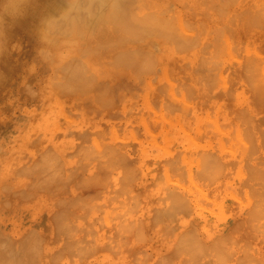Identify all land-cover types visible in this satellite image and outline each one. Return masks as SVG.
<instances>
[{
  "label": "rangeland",
  "instance_id": "obj_1",
  "mask_svg": "<svg viewBox=\"0 0 264 264\" xmlns=\"http://www.w3.org/2000/svg\"><path fill=\"white\" fill-rule=\"evenodd\" d=\"M36 1L0 0V264H264V0H114L102 30L65 0L31 34Z\"/></svg>",
  "mask_w": 264,
  "mask_h": 264
},
{
  "label": "bare ground",
  "instance_id": "obj_2",
  "mask_svg": "<svg viewBox=\"0 0 264 264\" xmlns=\"http://www.w3.org/2000/svg\"><path fill=\"white\" fill-rule=\"evenodd\" d=\"M28 1H29V0H28ZM42 1H43V0H42ZM47 1H49V2L47 3ZM67 1H68V0H67ZM90 1H91V0H90ZM116 1H118V0H116ZM131 1H132V0H131ZM30 2H32V1H30ZM33 2H34V1H33ZM36 2H37V1H36ZM36 2H35V3H36ZM39 2H40V0H39ZM39 2H37V3H39ZM64 2H65V0H45V1L41 2L42 5H43L42 11H39V9L37 10V7L34 6V8H36V10L39 11V12L37 13L38 16H37V15L34 16V15L32 14L31 18H30V16H29V18H26L23 22L21 21V22H22L21 24H22V25H26V26H27L26 29H27L31 34H35V33H36V30H37V28H38V25H36V22L39 21L40 18H41V19L43 18L44 20L47 21V20H48V19H47V15L50 14V13H48V12L55 11V10H56L57 8H59L60 5H62ZM82 2H83V1H82ZM92 2H93V1H92ZM120 2H121V1H120ZM124 2H126V1H124ZM132 2H133V1H132ZM24 3H25V2H24ZM41 3H40V5H41ZM46 3H47V4H46ZM74 3H76V2H74ZM98 3H99V5L102 6V7H100L101 9H99V13H98L97 15L95 14L97 17L94 16V18L96 17L94 23L96 24V26H97L100 30H102L101 28L105 25V23L108 22L109 20H110V23H111V19H113V16H114V18L117 17V16L120 14L121 10L118 11L117 9H120V8H118L117 6H116L117 9H116V7H113L114 5H112V4L114 3V0H98ZM14 4H16V2H12L11 5H14ZM80 4H81V3L79 2V7L81 6ZM94 4H95V3H94ZM120 4H121V3H120ZM26 5H27V4H26ZM26 5H25V6H26ZM36 5H37V4H36ZM83 5H84V4H83ZM110 5H112L113 8H111V7L109 8ZM134 5H135V4H134ZM72 6H74V5H72ZM86 6H87V5H86ZM145 6H146V5H145ZM19 7H20V6H19ZM92 7H94L93 4H92ZM97 7H98V6H97V4H96V8H97ZM136 7H137V6H136ZM21 8H22V7H21ZM27 8H28V7H27ZM34 8H33V9H34ZM72 8H73V7H72ZM76 8H77V7H76ZM106 8H109V9H106ZM146 8H148V7H146ZM33 9H32V10H33ZM67 9H68V8H67ZM70 9H71V7H70ZM91 9H93V8H91ZM121 9H122V8H121ZM216 9H217V8H216ZM65 10H66V9H65ZM116 10H117L118 12H116ZM146 10H147V9H146ZM259 10H260V9H259ZM69 11H70V10H68V12H69ZM123 11H124V10H123ZM147 11H148V10H147ZM162 11H163V10H162ZM257 11H258V10H257ZM34 12H35V11H34ZM91 12H92V11H91ZM95 12H96V11H95ZM97 12H98V11H97ZM242 12H243V11H242ZM245 12H246V11H245ZM29 13H31V12H29ZM35 13H36V12H35ZM70 13H71V12H70ZM93 13H94V12H93ZM16 14H17V13H16ZM46 14H47V15H46ZM115 14H116V15L118 14V15L116 16ZM33 16H34V17H33ZM67 16H68V15H67ZM119 16H120V15H119ZM138 16H139V15H138ZM49 17H51V14H50ZM91 17H92V14H91ZM38 18H39V20H38ZM81 18H82V17H81ZM92 18H93V17H92ZM43 19H42V20H43ZM58 19H59V18H58ZM88 19H89V18H88ZM119 19H120V18H119ZM15 20H16V19H15ZM76 20H77V19H76ZM90 20H91V19H90ZM113 20H114V19H113ZM155 21H156V20H155ZM230 21H231V20H230ZM39 22H40V21H39ZM42 22H43V21H42ZM82 22H83V21H82ZM88 22H89V21H88ZM44 23L46 24V22H44ZM44 23H43V24H44ZM48 23H49V22H48ZM91 23H92V22H91ZM148 23H149V22H148ZM72 24H73V23H72ZM76 24H77V23H76ZM85 24H86V22H85ZM85 24H84V25H85ZM111 24H112V23H111ZM41 25H42V24H41ZM51 25H52V24H51ZM49 26H50V25H49ZM49 26H48V25L46 26L47 29L49 28ZM73 26H74V25H73ZM82 26H83V25H82ZM112 26H113V24H112ZM43 27H45V25H43ZM104 27H105V26H104ZM104 27H103V29H104ZM120 27H121V26H120ZM173 27H174V26H173ZM94 28H96V27H94ZM143 28H144V27H143ZM175 28H176V27H175ZM82 29H83V28H82ZM82 29H81V30H82ZM127 29H128V28H127ZM170 29H172V27H171ZM173 29H174V28H173ZM109 30H110V29H109ZM150 30H151V29H150ZM44 31H45V30L42 31L43 34H44ZM107 31H108V30H107ZM111 31H112V30H111ZM111 31H110V32H111ZM153 31H154V30H153ZM172 31L174 32V30H172ZM177 31L179 32V30H177ZM46 32H47V31H46ZM93 32H94V31H93ZM100 32H101V31H100ZM100 32H99V33H100ZM114 32H115V31H114ZM42 33H41V34H42ZM91 33H92V32H91ZM97 33H98V31H97ZM104 33H106V32L104 31ZM104 33H103V34H104ZM108 33H109V32H107V35H108ZM175 33H176V31H175ZM93 34H94V33H93ZM103 34H102L101 37H102V39L105 40V38H103V36H104ZM115 34H116V33H115ZM181 34H183V32L180 33V35H181ZM98 35H101V34H98ZM98 35L95 34V36H97V37H98ZM110 35H111V34H110ZM110 35H109V37H110ZM178 35H179V34H178ZM44 36H45V35H44ZM175 36H176V35H175ZM42 37H43V35H42ZM101 37H100V38H101ZM104 37H107V36H104ZM184 37H185V36H184ZM100 38H99V39H100ZM107 38H108V37H107ZM107 38H106V40L109 39V38H108V39H107ZM110 38H111V37H110ZM128 38H129V37H128ZM183 39H184V38H183ZM106 40H105V41H106ZM105 41H104V43H105ZM111 41H112V40H111ZM119 41H120V39H119ZM119 41H118V43H119ZM113 42H114V41H112V43H113ZM116 42H117V41H116ZM130 42H131V41H130ZM172 42H173V41H172ZM174 42H175V41H174ZM109 43H110V42H109ZM112 43H111V45H112ZM113 44H114V43H113ZM178 44H179V43H178ZM182 44H183V43H182ZM114 45H115V44H114ZM175 46H176V45H174V47H175ZM122 64H124V63H122ZM247 117H248V116H247ZM244 119H245V118H244ZM246 121H248V120H245V124H246ZM176 123H177V121H176ZM245 126H247V125H245ZM250 132H251V131H250ZM178 152H179V151H178ZM182 155H183V154H182ZM183 158H184V156H183ZM176 160H177V159H176ZM184 161H185V160H184ZM197 161H198V160H197ZM169 162H170V161H169ZM177 162H178V161H177ZM189 162H191V161L189 160ZM167 163H168V161H167ZM171 163H173V161H172ZM202 163H203V162H202ZM164 164H166V163H164ZM196 165H197V164H196ZM207 165H208V164H207ZM197 166L199 167V165H197ZM251 166H252V165H251ZM251 166H250V167H251ZM174 167H175V166H174ZM253 167H254V166H253ZM176 168H177V167H175V169H173V170H176ZM178 168H179V167H178ZM182 168H183V167H182ZM251 168H252V167H251ZM249 169H250V168H249ZM164 170H165V169H164ZM170 170H171V169H170ZM200 170H201V169H200ZM179 171H181V169H180ZM179 171H177V172H175V173H176L177 175H178L179 173L182 174V175H184L183 172L181 173V172H179ZM197 171H198V170H197ZM247 171H248V170H247ZM170 172H172V171H170ZM188 172H189V171H188ZM199 172H200V171H199ZM205 172H206V171H205ZM209 172H210V170H209ZM250 172H252V171H250ZM175 173H174V174H175ZM207 173H208V172H207ZM168 174H169V173H168ZM180 174H179V175H180ZM204 174H206V173H204ZM174 176H175V175H174ZM184 176H185V175H184ZM184 176H183V178H185ZM194 176H197V175L194 174ZM201 176H202V175H201ZM203 176H204V175H203ZM248 176H250V174H248ZM166 177H167V176H166ZM171 177H173V175H171ZM179 177H181V176H179ZM188 177H189V176H188ZM192 177H193V176H192ZM208 177H209V176H208ZM161 178H162V177H161ZM169 178H170V177H169ZM169 178L167 177V179H169ZM204 178H205V177H204ZM248 178H249V177H248ZM189 179H190V181H192L191 178H189ZM172 180H176V179H174V177H173ZM177 180H178V178H177ZM177 180H176V181H177ZM180 181H181V179H180ZM168 183H169V182H168ZM177 183L180 184L181 182L177 181ZM156 184H157V183H156ZM165 184H166V182H165ZM183 184H184V183H183ZM193 184H194V183H193ZM260 184H261V183H260ZM180 185H182V183H181ZM194 185L196 186V184H194ZM249 185H250V184H249ZM165 186H166V185H165ZM167 186H168V185H167ZM167 186H166V187H167ZM202 186H203V185H202ZM250 186L253 187V185H250ZM163 187H164V186H163ZM171 187H174V186L172 185ZM171 187H170V188H171ZM175 187H176V185H175ZM186 187H187V186H186ZM248 187H249V186H248ZM170 188H169V189H170ZM195 188H196V187H195ZM197 188H199V187L197 186ZM203 188H204V187H203ZM249 188H250V187H249ZM260 188H261V186H260ZM169 189H168V193H167V194H169L168 196H171L170 193H169V191H170L171 194L174 196L175 193H173V192H174L176 189H175V188H174L175 190H173L172 188H171L170 190H169ZM199 189H200V188H199ZM250 189H251V188H250ZM253 189H254V188H252L251 191H252ZM171 190H172V191H171ZM188 190H189V189H188ZM190 190H191V187H190ZM165 192H166V191H165ZM177 192H178V196H175V197L172 196L171 200L168 198V196H167V198L165 197V199H168V201H171V202H173V200H172L173 198L177 199V200H175V203L173 202L174 205H172L171 202L168 204V206H169L170 204L172 205V206L170 207L169 210L166 209V211H167L168 213H171V214H172V213L174 212V213H176V215H177V212H176V211H173V206H174V209L177 208V209L181 210L182 204L184 203V201H183V200L181 201V199H184V196H185V195H183V196H182L183 198H182V197H181V192H180V191H176V193H177ZM244 192H245V191H244ZM183 194H184V191H183ZM254 194H255V193H254ZM262 194H263V193H262ZM202 195H203V194H202ZM254 196H255V195H254ZM177 197H178V198H177ZM191 197H194V196H191ZM246 197H247V196H246ZM250 197H251V196H250ZM239 198H240V197H239ZM257 198H258V197H257ZM185 199H186V197H185ZM185 199H184V200H185ZM198 199L200 200L201 198H198ZM247 199L249 200L248 197H247ZM254 199H255V198H254ZM161 200H162V199H161ZM215 201H216V200H215ZM215 201H214V202H215ZM251 201H253L252 198H251ZM257 201H258V200H257ZM182 202H183V203H182ZM185 202H188V201H185ZM216 202H217V201H216ZM245 202H246V201H245ZM255 202H256V201H255ZM259 202H260V201H259ZM166 203H167V202H166ZM166 203H165V205H166V207H167V204H166ZM195 203H196V202H195ZM241 203H244V202H241ZM251 203H252V202H251ZM184 204L186 205V203H184ZM196 204H197V203H196ZM188 205H189V204H188ZM197 205H198V204H197ZM252 205H253V204H252ZM255 205H256V204H255ZM136 206H137V205H136ZM204 206H205V205H204ZM209 206H210V205H209ZM213 206H214V205H213ZM224 206H225V205H224ZM202 207H203V206H202ZM250 207H252V206H250ZM160 208H162V207H160ZM163 208H165V207H163ZM163 208H162V209H163ZM167 208H168V207H167ZM171 208H172V209H171ZM184 208H185V207H184ZM204 208H207V207H204ZM219 208H220V207H219ZM254 208H255V207H254ZM254 208H253V210H256V209H254ZM177 209H176V210H177ZM189 209H190V207H189ZM208 209H209V208H208ZM248 209H249V208H248ZM171 210H172L173 212H172ZM249 210H250V209H249ZM169 211H171V212H169ZM188 211H189V210H188ZM209 211H210V210H209ZM222 211H223V210H222ZM247 211H248V210H247ZM250 211H251V210H250ZM256 212H257V211H256ZM161 213H162V212H161ZM168 213H167V216H168ZM183 213H184V212H183ZM189 213H190V212H189ZM214 213H216V212H214ZM262 213H263V212H262ZM163 214H164V212H163ZM216 214H217V213H216ZM174 215H175V214H174ZM182 215H183V214H182ZM256 215H257V214H256ZM169 216H170V214H169ZM178 216H179V215H178ZM225 216H226V215H224V217H225ZM253 216H254V215H253ZM163 217H165V216H163ZM179 217H180V216H179ZM179 217H178V218H179ZM262 217H263V216H262ZM248 218H249V217H248ZM251 218H252V217H251ZM141 219H142V218H141ZM164 219H165V218H164ZM252 219H253V218H252ZM259 219H260V218H259ZM261 220H262V219H261ZM261 220H260V221H261ZM263 220H264V219H263ZM171 221H172V219H171ZM133 222H134V221H133ZM188 222H189V221H188ZM258 222H259V221H258ZM262 222H263V221H262ZM166 224H167V223H166ZM252 224H253V223H252ZM171 225H172V224H171ZM190 225H191V223H190ZM261 225H262V224H261ZM172 226H173V225H172ZM256 226H257V225H256ZM179 227H180V226H179ZM252 227H253V226H252ZM262 227H263V226H262ZM174 228H175V227H174ZM236 228H237V227H236ZM257 228H258V227H257ZM189 229H190V228H189ZM258 229H259V228H258ZM262 229H263V228H262ZM262 229H261V230H262ZM173 230H174V229H173ZM191 230H192V229H191ZM193 230H195V229L193 228ZM193 230H192V231H193ZM232 230H233V229H232ZM232 230H231V231H232ZM252 230H254V229H252ZM259 230H260V229H259ZM186 231H187V230H186ZM186 231H182V232H184L183 234H185ZM187 232L189 233V230H188ZM190 232H191V231H190ZM259 232H261V231H259ZM263 232H264V231H263ZM188 233H186V234H188ZM227 233H228V232H227ZM232 233H233V232H232ZM232 233H231V234H232ZM261 233H262V232H261ZM183 234L181 235V237L183 236ZM223 234H224V233H223ZM223 234H222V235H223ZM225 234H226V233H225ZM263 234H264V233H263ZM187 236H188V235H187ZM193 236H194V235H193ZM196 236H197V235H196ZM228 236H230V235H228ZM181 237H179V238L181 239ZM230 237H231V236H230ZM262 237H263V235H262ZM194 238H195V237H194ZM197 238H199V237L197 236ZM213 238H214V237H213ZM183 239H184V238H183ZM190 239H191V238H190ZM219 239H220V241H221L222 238H219ZM231 240H232V239H231ZM162 241H163V240H162ZM176 241H178V240H176ZM186 241H187V240H186ZM197 241L199 242L200 239H198V240L196 239V242H197ZM212 241H213V240H212ZM214 241H215V240H214ZM216 241H217V239H216ZM216 241H215V243H216ZM226 241H228V239H227ZM229 241H230V240H229ZM193 242H195V240H194ZM201 242H202V241H200L199 243H201ZM176 243H177V242H175L174 245H175ZM180 243H181V240L178 242V244L180 245ZM199 243H198V244H199ZM202 243H203V242H202ZM208 243H209V242H208ZM210 243H211V242H210ZM212 243H213V242H212ZM215 243H213L212 245H209V247L212 248V250H213V247H211V246H214ZM181 244H182V243H181ZM217 244H218V242H217ZM204 245H205V244H204ZM176 246H177V245H175L174 247H176ZM180 246H181V245H180ZM188 246H189V245H188ZM215 246H216V245H215ZM215 246H214V248H215ZM195 247H196V246H195ZM205 247H206V246H205ZM171 248H172V247H171ZM172 249H173V248H172ZM178 249H180V247H179ZM193 249H194V248H193ZM191 250H192V249H191ZM201 250H202V249H201ZM215 250H216V249H215ZM229 250H230V249H229ZM229 250H227V251H229ZM175 251H178V250L176 249ZM210 251H211V250H210ZM224 251H225V250H224ZM240 251H241V250H240ZM242 251H243V249H242ZM244 251H245V250H244ZM188 252H189V250H188ZM192 252H193V251H192ZM214 252H215V251H214ZM232 252H233V251H232ZM235 252H236V251H234V253H235ZM247 252H248V251H247ZM215 253H216V252H215ZM179 254H180V253H179ZM183 254H184V253H183ZM183 254H182V255H183ZM243 254H244V253H243ZM177 255H178V254H177ZM236 255H237V254H236ZM178 256H179V255H178ZM178 256H177V257H178ZM190 256H191V255H190ZM180 257H181V256H180ZM173 258H174V257H173ZM164 259H165V258H163V260H164ZM175 259H177V258H175ZM166 261H167V260H166ZM173 261H174V260H173Z\"/></svg>",
  "mask_w": 264,
  "mask_h": 264
},
{
  "label": "clouds",
  "instance_id": "obj_3",
  "mask_svg": "<svg viewBox=\"0 0 264 264\" xmlns=\"http://www.w3.org/2000/svg\"><path fill=\"white\" fill-rule=\"evenodd\" d=\"M26 8L23 7L16 15V18L22 17L24 15V13L26 12Z\"/></svg>",
  "mask_w": 264,
  "mask_h": 264
}]
</instances>
